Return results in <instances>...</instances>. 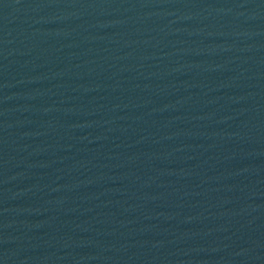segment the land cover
Masks as SVG:
<instances>
[{"label":"water","instance_id":"1","mask_svg":"<svg viewBox=\"0 0 264 264\" xmlns=\"http://www.w3.org/2000/svg\"><path fill=\"white\" fill-rule=\"evenodd\" d=\"M264 251V0H0V264Z\"/></svg>","mask_w":264,"mask_h":264}]
</instances>
